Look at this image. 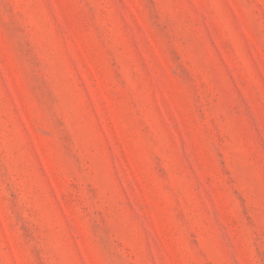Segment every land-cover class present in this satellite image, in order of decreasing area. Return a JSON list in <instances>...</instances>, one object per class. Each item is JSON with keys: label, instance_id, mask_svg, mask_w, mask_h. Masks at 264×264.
<instances>
[{"label": "rangeland", "instance_id": "rangeland-1", "mask_svg": "<svg viewBox=\"0 0 264 264\" xmlns=\"http://www.w3.org/2000/svg\"><path fill=\"white\" fill-rule=\"evenodd\" d=\"M0 264H264V0H0Z\"/></svg>", "mask_w": 264, "mask_h": 264}]
</instances>
